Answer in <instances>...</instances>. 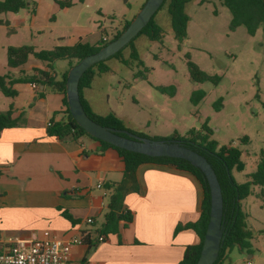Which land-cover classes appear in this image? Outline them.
<instances>
[{
  "label": "rangeland",
  "instance_id": "374dc122",
  "mask_svg": "<svg viewBox=\"0 0 264 264\" xmlns=\"http://www.w3.org/2000/svg\"><path fill=\"white\" fill-rule=\"evenodd\" d=\"M27 1L29 6L17 14L1 15L7 24L0 27L3 59L8 47L26 45L50 51L71 43L94 45L102 37L111 40L124 21H131L146 2L70 0L71 7L58 9L52 0ZM202 2L191 0L185 5L189 21L186 38L179 42L171 29L166 0L154 16L163 32L162 41L139 35L119 57L105 60L107 71L96 74L90 89L82 90V94L89 98L95 113H113L123 122L125 131L141 138L188 139L193 131L194 136L208 133L217 148H238L243 169H234L231 175L237 184H243L264 154V33L261 26L254 36H249L243 26L231 29V15L221 5L222 0ZM8 30L13 33L8 34ZM132 47L138 60L130 57ZM186 56L209 81L195 83L190 79ZM75 64L74 60L71 64L67 60L52 62L53 79L57 81L62 70ZM214 77L220 79L216 85L211 81ZM44 89L52 92L49 87ZM196 91L204 96L194 103L191 98ZM219 98L222 105L216 111ZM243 137L247 138L246 145L240 142ZM104 203H108V196ZM240 209L246 215L247 248L228 250L222 264H264V186H252ZM106 212L104 206L96 229Z\"/></svg>",
  "mask_w": 264,
  "mask_h": 264
},
{
  "label": "crops",
  "instance_id": "0c3cea01",
  "mask_svg": "<svg viewBox=\"0 0 264 264\" xmlns=\"http://www.w3.org/2000/svg\"><path fill=\"white\" fill-rule=\"evenodd\" d=\"M71 67L62 70L57 81ZM36 71L55 77L46 62L32 56L22 66L9 68L6 56L0 55V76L17 78ZM13 89L14 98L0 92V112L12 107L13 117L20 118L17 127L0 132V248L8 239L40 237L49 231L58 238L81 241L71 248L68 264H177L185 248L198 243L193 230L174 231L198 220L201 186L188 173L153 164L140 165L125 183L122 206L132 213L131 223L124 227L120 222L116 234L98 242L96 219L107 208L104 198L111 192L104 184L121 182V159L87 137L62 142L46 135L50 118L65 117L61 94L30 84H16ZM65 210L79 223L64 219ZM87 235L92 249L83 240Z\"/></svg>",
  "mask_w": 264,
  "mask_h": 264
},
{
  "label": "trees",
  "instance_id": "16d2710c",
  "mask_svg": "<svg viewBox=\"0 0 264 264\" xmlns=\"http://www.w3.org/2000/svg\"><path fill=\"white\" fill-rule=\"evenodd\" d=\"M79 1L82 2L83 0ZM165 1L166 0H164V2ZM168 1V14L170 17L171 29L174 38L181 42L186 38V27L189 21V17L184 12V7L191 0ZM202 1L204 2V0ZM53 2H55L60 9L71 7L70 0H53ZM164 2L160 8L163 6ZM221 5L224 6L231 15V29H234L238 26H243L245 27L249 36H254L257 28L261 26L264 33V0H222ZM28 6L29 3L27 0H0V15L5 13L16 14ZM154 16L136 37L139 35H144L151 41H162L163 32L161 28L155 23ZM129 23L130 21H124L122 24V29L116 32L111 40L101 38L94 45L77 43L73 46H56L50 51H35L32 47L26 45L21 47H8L6 50L7 66L9 68H18L25 64L30 56L39 61L46 62L49 69H51V63L54 61L67 60L71 64V61L74 60L77 63L79 60L97 52L108 42L117 38L119 34L126 29ZM0 25L7 26V24L3 23L2 21H0ZM135 38H133L126 46H132V41ZM121 50L110 58L119 57ZM130 57L134 60H138L137 53L133 47ZM186 57L188 58L187 69L190 79L195 83L209 81L210 78L203 71H201L197 65L192 63L188 56ZM104 62L105 60L93 65L81 76L78 84L80 103L86 115L95 123L115 130H125L123 122L113 113H109L105 116H99L93 113L88 103L81 95L83 89H87L91 86L92 80L96 74L107 71V67L103 65ZM69 66L71 67V65ZM66 76L67 72L62 75L60 81H55L49 73L42 71H36V74L34 75L21 74L17 78H12L8 74H5L0 76V92L7 98H14L17 93L13 89V86L16 84H30L36 86L37 88L49 87L51 91L62 95V104L64 106L63 114L65 117L60 121H55L53 118L49 119L45 131L48 137H53L56 140L62 142L66 140L77 141L81 137H87L98 142L103 148L112 149L117 153L123 163V177L119 183L107 182L104 184V189L111 192L108 195L107 212L103 216V223L96 232L99 237L102 236L103 238H106L108 235L116 234L118 232L120 222L124 223V227L131 223L133 218L132 213L123 209L122 206L123 194L125 191L126 181L134 176L137 168L140 165L153 164L169 166L177 171L192 175L197 180L202 189V201L199 218L195 223L177 226L174 234L183 229H190L193 230L197 235L198 243L196 245L187 246L184 250L182 259L177 263L195 264L199 258L210 212V193L206 178L203 173L199 169L191 166L190 163L185 160L165 157H147L141 154L116 148L110 144L89 136L76 124L69 113L65 97ZM219 80V77H214L211 79L213 85H216ZM170 89L172 90L171 94H173L174 88L170 87ZM158 90L161 92L165 91L164 88H158ZM203 96L204 93L202 91H196L192 94L191 100L194 103H197L203 98ZM221 105L222 99L219 98L217 100V106L215 107V110L219 111ZM19 122L20 118L13 117L12 107H9V109L5 112H0V132L5 129L17 127ZM190 134L192 137L188 139L172 136L168 139L161 140L177 141L180 145L198 153L200 156L204 157L215 173L222 196L223 239L218 257L213 264H222V259L228 250H231L234 247L239 250L247 248V238L249 236V232L245 226L246 215L241 212L240 202L250 194V188L252 186H264V154H260V160L257 163L256 170L248 176V181L243 184H237L233 179L231 172L234 169L236 171H241L243 169L241 162V150L232 146H221L217 148V144L214 141L209 140L208 133L201 136H194L193 131H190ZM240 142L246 145L247 138L243 137ZM58 210L61 209L59 208ZM61 215L72 225L79 223L77 220H73L66 210L63 211ZM83 240H85L88 249L93 248V245H91L90 236H85Z\"/></svg>",
  "mask_w": 264,
  "mask_h": 264
},
{
  "label": "water",
  "instance_id": "95a60500",
  "mask_svg": "<svg viewBox=\"0 0 264 264\" xmlns=\"http://www.w3.org/2000/svg\"><path fill=\"white\" fill-rule=\"evenodd\" d=\"M163 2L164 0H146L138 14L117 38L72 66L66 76L65 97L70 115L76 124L92 138L116 148L147 157L185 160L203 173L210 193V212L199 258L195 264H213L218 257L223 239L222 196L215 173L204 157L180 145L177 141L149 140L125 130H115L101 126L86 115L79 99L78 84L84 72L93 65L112 57L128 45L148 24Z\"/></svg>",
  "mask_w": 264,
  "mask_h": 264
},
{
  "label": "built area",
  "instance_id": "2783aa9c",
  "mask_svg": "<svg viewBox=\"0 0 264 264\" xmlns=\"http://www.w3.org/2000/svg\"><path fill=\"white\" fill-rule=\"evenodd\" d=\"M97 240L102 242L104 238ZM80 242L77 238H58L49 231H43L40 237L8 239L0 248V264H68L71 248Z\"/></svg>",
  "mask_w": 264,
  "mask_h": 264
}]
</instances>
